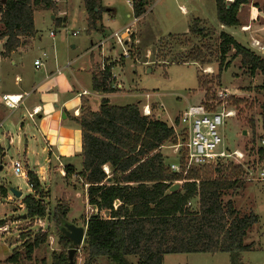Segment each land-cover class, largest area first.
<instances>
[{"label": "trees", "instance_id": "16d2710c", "mask_svg": "<svg viewBox=\"0 0 264 264\" xmlns=\"http://www.w3.org/2000/svg\"><path fill=\"white\" fill-rule=\"evenodd\" d=\"M251 1L215 0L216 21L227 27L239 26V8ZM146 4V0H131L132 16L143 15ZM37 8L51 9L55 13L56 4L54 0H0L3 56L20 47L24 38L36 34L33 11ZM82 8L86 13V33L101 34L104 30L102 0H82ZM258 8L264 13V2ZM59 21L57 18L58 24L61 23ZM211 32L203 21L193 19L186 33L159 38L155 45L158 62L209 66L216 61L220 74L228 66L226 55L233 50V56L239 57L241 65L251 75L257 71L264 73V56L243 46L223 30L218 32L214 44L210 41ZM113 67L111 63H104L99 68L92 63V91L100 94L115 92ZM203 76L200 70L198 87L204 90V101L207 102L210 99L208 84L211 82ZM150 108L151 114L144 115L139 101L113 105L102 98L94 111L83 100L80 114L74 119L81 131V164L76 176L86 186L87 204L94 209L84 221L85 235L80 248L82 264H97V258L101 256L112 264H132L127 256H135V264H163V256L169 253L250 250L252 245L244 244L243 238L247 230L258 222V216L252 211L239 214L230 201H224L227 191L244 184L245 168L220 158L185 169L182 153L176 161L180 171H172L162 147L166 143H176L175 131L157 118L154 105ZM262 108V132L256 135L257 140L264 136V104ZM251 127L253 130L252 121ZM256 154L261 159L263 147L259 146ZM64 168L67 177L75 172L70 165ZM26 177L34 195L25 196L22 203L25 218L32 225L35 218L49 216V213L37 174L28 170ZM175 182H180L179 188L169 192V187ZM0 191L6 196L7 191L2 186ZM192 199L197 200L196 209L189 206ZM68 210V206L62 203H57L53 209L58 250L53 251L50 264H69L68 250L72 243L59 229L67 221ZM47 238V230L28 237L22 245L25 258L31 259L33 250L46 243ZM20 255L19 249H15L6 260L17 263ZM75 259L72 264H75Z\"/></svg>", "mask_w": 264, "mask_h": 264}, {"label": "rangeland", "instance_id": "374dc122", "mask_svg": "<svg viewBox=\"0 0 264 264\" xmlns=\"http://www.w3.org/2000/svg\"><path fill=\"white\" fill-rule=\"evenodd\" d=\"M252 1L257 3V8L258 5L263 3V0ZM102 2H107L104 5L102 14L106 13V9L109 7L107 6L108 3L110 6L112 5L111 7L117 11L118 23L120 25H123V22L124 24H128L132 35L131 38L129 37L127 44L128 50L130 49L128 57L121 56L123 49L120 45L114 43V39L107 40L101 48L94 47L93 45L90 50L92 54L89 53V57L93 58V64L96 67L101 68L102 63L114 65L112 68V72L116 77L114 85L119 83L121 87H115L114 93H120V95L111 99L112 104L124 105L139 101L140 109L141 105L145 102L154 105L161 119L168 125H174L173 129L176 134L175 144H180L179 151L180 155H182L183 145L187 141L188 135L179 123V114L189 106L196 105L205 100L204 90L198 87L197 75L201 70V74L204 75L205 80L211 82L208 84L210 87L208 90V97L210 98L208 100V104H210L209 108L213 110L223 109L225 111H233V115L226 118L225 123L220 127V132L223 136V146L220 145L217 151H220L223 147L226 153H231L233 150L244 151L245 163L242 166L245 170H251L258 158L256 151L259 147V142L256 139V135L262 132L260 113L263 111L262 107L264 104V73L257 71L254 75H251L248 69L241 65L239 57L233 56V50L226 55L225 62H228V66L220 74H218L216 61H213L209 66H202L196 63L168 62L163 64L162 62H158L159 60L156 58L155 45L158 39L169 33L182 34L186 32L193 18L204 20L205 25L212 30L210 41L216 44L218 32L222 30H219L217 23L214 22V18L216 19L215 0H200L199 2L195 0H146L147 14L142 20L140 19L141 21L134 24L131 23L133 20L131 17H125L130 10V0H102ZM182 2L185 3L184 6L188 10L186 14H183L179 8V4ZM54 3L56 4L55 13L51 9L41 8L34 9L33 11L36 34L31 39H37V42L32 49L26 50L20 56L21 65H23L24 70L33 69L32 60L34 58H45L41 57V54L42 52H49L52 42L59 43L63 41L66 44H77L78 41L84 40V48L87 47L85 38L87 34L85 31L86 13L82 8V0H60ZM81 10H83L84 15L81 13ZM258 10L260 11L259 8ZM63 11L67 14L64 17L61 14ZM166 11L169 13L167 14ZM52 14L59 18V23L65 21L67 23L65 25L58 24L56 22L57 18H51ZM184 20H188V23H185ZM116 24H110L112 30H115L119 26ZM240 28L242 27H227L225 31L227 30L243 46L248 47L258 55L264 56L263 49L258 50L253 48V44L248 43V35L241 32ZM108 30L110 31V29ZM49 31L55 33L54 38L51 39L48 36ZM91 38L93 40L92 43H98L105 37L100 33H95ZM88 46L91 48L90 45ZM78 50L79 45L78 49L76 48L74 52H78ZM42 62L44 63V61ZM7 84H9V80H5L4 85ZM224 89L228 93L225 101L219 100V98L216 99L217 93ZM146 93L149 94V99L145 98ZM175 119H177V122H175ZM251 121L253 122V130ZM243 131H245V134ZM2 132L7 133L8 138L5 139L3 137L4 141L1 142L2 138L0 137V146L4 150L6 149L4 155L2 153L0 155L2 165L0 169V187L3 186L6 189L11 197V201L8 200L7 196H3L0 191V227H5V229L1 228L0 231L2 234H12L8 236L3 235L4 237L0 238V256L3 255V252L11 256L15 249H19L21 255L17 259V263L12 264H32L36 257L33 259L32 254V258L27 260L25 258V248L22 245L28 239L27 237H32L34 232H39L40 228H37L34 224L35 222L29 225L26 218L25 221L11 224V221L16 220L18 216L24 214V210L18 208L19 202L17 201L31 192L28 190L24 176H15L13 174L9 162L13 159H18L24 170L26 168L25 157L29 162L33 163L34 156L30 154L25 155L24 136H22L21 142L17 141L16 126L10 123V121H5L3 128L0 129V136ZM175 144L166 143L162 147V152L167 157L169 164L176 163L180 157L175 152ZM226 159L232 161L231 158ZM38 160L40 164L43 163L41 158ZM30 168L33 169L32 165H30ZM243 178L244 184L239 188L227 191L224 195V201H230L239 214H246L252 211L258 216V222L247 230L246 236L243 238V243L251 244L252 248L248 251L229 253H169L163 256V264H264V181L253 179L250 174L248 177L247 174H244ZM54 179L58 181L60 177L56 175ZM60 182L65 183V191H68L67 194L70 197V202L66 200L67 197L63 192V196L61 197L55 194L50 196L48 191L41 189L40 192H42L43 202L48 213L49 211L52 212L48 207L54 208L56 206L54 196H58L57 202L67 205L68 209L70 204L73 212H71V215L75 214V217H79V219L70 220L69 222L78 226H84V219L82 217L85 211V209L83 211V207L85 206L83 202L86 199L85 185L75 175L65 180L61 178ZM175 183L179 184L180 182ZM11 189L19 191L21 196L19 198L15 197ZM189 206L191 209H196L197 200H190ZM4 217L6 218L2 219ZM47 218L48 216L38 219L46 223ZM29 226H33L37 230H27ZM54 226L49 234L57 235V228ZM16 231H20V233L14 239L20 240L21 244L19 247L13 249L11 245H9L10 247L6 246V241L11 240L12 235H15ZM55 235L53 237L54 241L48 237L47 242L49 240L52 242L50 244L47 242L41 244L39 250L36 251L37 261H40L39 258L41 257L50 258L53 253L52 248H55V237H57ZM2 245H5L3 250H1ZM80 248L79 251L77 249L75 254L72 255L73 258H81ZM97 260L99 264H112L104 256L98 257ZM127 260L135 264L136 257L127 256ZM75 261L78 262L77 259Z\"/></svg>", "mask_w": 264, "mask_h": 264}, {"label": "crops", "instance_id": "0c3cea01", "mask_svg": "<svg viewBox=\"0 0 264 264\" xmlns=\"http://www.w3.org/2000/svg\"><path fill=\"white\" fill-rule=\"evenodd\" d=\"M195 1L199 2L200 0ZM105 3L107 2H102V5L104 6ZM182 3L179 4V8L183 14H186L188 10L184 6L185 3ZM107 6L109 7L106 9V13L102 14L101 20L104 27L101 35H103L104 37L109 35L110 32L118 31L128 25L124 24V22L123 25H120L117 21V11L113 7H111L112 5L110 6L109 3L107 4ZM81 13L83 14V10H81ZM166 13L168 14L169 12L166 11ZM61 14L63 17L67 15L64 11L61 12ZM146 14L147 13L145 11L143 15L139 17H133L132 5L130 0V10L129 13L125 15V17H131L133 19L131 22L132 24L141 21L146 16ZM51 18L56 19L57 17L52 14ZM238 19L240 22L239 27H246V29L243 30L242 28H240V30L241 32L248 35V43H251V41L253 40L258 42L259 45L261 44L263 46L262 52L264 54V13L258 10V8L256 7V2L251 1L249 4L242 5L238 11ZM199 20L204 22L203 19ZM184 21L185 23H188V20ZM214 22L217 23L219 30L225 31V29L227 28L226 26L218 23L215 18ZM66 23L67 21L61 22L60 24L65 25ZM111 23H117L119 26L116 29L113 28L115 30H112V28L110 27ZM108 29H110V31ZM50 32L51 31H49L48 36L52 39L55 37V33L54 36L51 37ZM225 32H227V30ZM94 34L95 32L90 35L86 34L85 38L87 47L85 48L84 40L78 41L77 44H66L63 43V41H60L59 43L52 42L49 52H42L41 54V57H45L46 59H40L42 63L40 67H35L33 64L34 60L39 58H34L32 60V70H24L23 65H21L20 56L26 50L32 49V47H34V45L36 44L37 39H31L32 37L24 38L23 44L7 56L2 55V45L4 40H0V129L3 128L5 121H10V123L16 126L17 141L21 142L22 136H24L25 155L30 154L34 156L33 163H31V161L29 162V160L25 157V181L27 182L26 172L28 170H32L37 174L39 178L40 190L44 189L45 191H48L50 196L55 194L60 195V197L63 196V192V194L67 197L66 200L68 202H70V197L67 194L68 191H65V183H62L60 181L61 178L65 180L73 175L76 176V173H78V171L80 170L81 131L74 119L77 118L80 114V107L82 105V102L83 100L87 101V105L91 108V110L95 111L98 109L100 100L102 98H106L112 104L111 99L120 95V93L100 94L92 91L91 89V67L93 58L89 57V53L92 54V51L90 50L95 43H92L93 40L91 38ZM78 45V52H74L76 48L78 49ZM88 45H90L91 48ZM43 53H45L44 56ZM42 61H44V63ZM5 80H9V84L4 85ZM4 93H26V96L18 107L9 109L1 101V95ZM34 109L37 110L36 113H33ZM155 114L157 118L161 119L160 115L157 114V110H155ZM0 137L2 138V142L4 141L3 137L5 139L8 138V134L2 132ZM9 141H11V139H9ZM4 151L6 152V149L4 150V148L0 146V155L1 153L4 155ZM39 158L42 159L43 163L40 164L38 160ZM30 165H32L33 169L30 168ZM67 165L72 166L75 170L74 174L69 177L65 176L64 167ZM56 175L60 177V180L56 181L54 179ZM28 190L29 192H31L30 195H34V191L29 185ZM6 196L8 200H10L11 197L8 193L6 194ZM54 197L57 204L58 196ZM17 202H19L18 208L24 210L25 212V209H23L24 205L22 203V199H19ZM83 205H85L83 207V211L84 209L85 211L82 219L86 221L88 217L94 212V209L87 204V199H85ZM48 208L52 212L49 211V216L47 218L48 220L46 223L44 221L46 226V229L44 230H50L48 232V237L49 239L54 241L53 237L55 234H49L52 231L53 226L55 225L52 218H49L52 217L54 208ZM71 212L72 206L69 204V210L66 214L67 222H69L70 220L73 221L75 219H79V217H75V214L71 215L73 213ZM23 215L18 216L16 220L11 221V224L25 221L26 219L25 217H23ZM5 218L6 217L2 219ZM83 227L85 228V225ZM37 228L29 226L27 230L33 231L37 230ZM40 230L42 229H39V231ZM19 233L20 231H16L15 235H12L13 237L11 238V240L6 241V246L10 247L9 245H11L13 249L19 247L21 241L14 239L15 237H18ZM37 233L38 231L34 232V235H36ZM11 234L12 233L2 234V232L0 231V238L4 237L3 235L8 236ZM34 235H32V237ZM51 242L49 240L47 243L50 244ZM55 242V248H52V251L58 250L57 237H55ZM40 246L41 245L36 247L32 252L33 259L36 257L35 261H33L32 264H50L51 256L49 259H47L46 257H41L39 258L40 261H37L38 259L36 256V251L39 250ZM4 248L5 245H2L1 250H3ZM9 256V254H4L3 252V255L0 256V264H12L6 262V259ZM76 259L78 260V262L75 261V264H82L81 258ZM42 260L44 261L43 263L41 262ZM97 264H99L98 260Z\"/></svg>", "mask_w": 264, "mask_h": 264}, {"label": "built area", "instance_id": "2783aa9c", "mask_svg": "<svg viewBox=\"0 0 264 264\" xmlns=\"http://www.w3.org/2000/svg\"><path fill=\"white\" fill-rule=\"evenodd\" d=\"M60 0H54V2H58ZM231 2L232 0H226ZM242 29H246V27H242ZM74 34V33H73ZM131 34L129 25L125 26L124 28L113 31L111 34L103 38L98 43L94 44V47L101 48V46L109 39H114V43L120 45L122 47V55L124 57H128V39ZM50 36H54V32H50ZM253 44V48L258 50H262L263 47L258 44L256 41H251ZM251 44V45H252ZM124 47V48H123ZM45 53H43V56ZM35 67L41 66L40 59H35L33 62ZM103 67V63L101 68ZM112 77L115 80L116 77L112 72ZM114 87L120 88L121 85L118 83L114 85ZM227 90L224 89L223 91H219L216 95V99L219 98L222 101H225L227 96ZM26 93L22 94H9L4 93L1 95L2 103L9 109H14L18 107L21 103ZM149 94H145V98L149 99ZM210 104L208 101H201L196 105H191L187 109L181 112L179 115V123L183 127L184 131L187 133V141L183 145V153L185 158V169H188L190 166H198L201 164H205L208 162H215L220 158H231L234 164H241L244 165L245 163V152L239 150H233L231 153H226L223 149L217 151V148L221 145L223 146V136L220 132V127L223 126L225 123V119L233 115V111H225L221 110H213L209 108ZM142 114L150 115V107L149 103L145 102L141 106ZM36 109H34L33 113H36ZM174 126L173 124L171 125ZM259 146L263 147L264 149V136H261L258 140ZM180 144L177 143L174 145L175 152L177 155H180L179 151ZM9 165L12 169V172L15 176H25V172L23 170L22 164L18 159H13L9 162ZM170 169L175 172L180 171V167L178 163H171ZM247 177L252 175L253 179L264 181V156L257 160L254 163V167L251 170L246 169ZM34 224L39 227L40 229L44 230L45 224L41 219L35 218ZM5 229V227H0V230ZM81 247V246H80ZM79 251V248H77Z\"/></svg>", "mask_w": 264, "mask_h": 264}, {"label": "water", "instance_id": "95a60500", "mask_svg": "<svg viewBox=\"0 0 264 264\" xmlns=\"http://www.w3.org/2000/svg\"><path fill=\"white\" fill-rule=\"evenodd\" d=\"M243 132L245 134V131ZM1 168H2V165H1V160H0V169ZM178 188H179V184L174 183L173 185L169 187V192H174ZM11 192L15 197L19 198L21 196V193L15 189H11ZM23 217H25V215H23ZM59 229L61 233H63L67 238L70 239L72 243V247L68 250L69 264H72L73 263L72 255L75 254V252L77 251V248H79L83 243V239L85 235V228L83 226H78L73 223L64 221Z\"/></svg>", "mask_w": 264, "mask_h": 264}]
</instances>
